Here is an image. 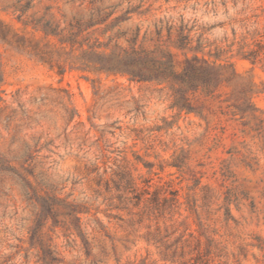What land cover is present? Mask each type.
I'll return each instance as SVG.
<instances>
[{
  "label": "rangeland",
  "instance_id": "374dc122",
  "mask_svg": "<svg viewBox=\"0 0 264 264\" xmlns=\"http://www.w3.org/2000/svg\"><path fill=\"white\" fill-rule=\"evenodd\" d=\"M24 6V15L16 11ZM97 9L113 13L108 34L89 30L103 43L140 33L145 48L183 60L174 44L184 29L188 57L239 76L221 90L227 102L198 108L205 121L173 108L163 87L85 68L73 58L79 51L63 53L30 24L44 18L64 28ZM0 72V157L11 167L0 168V264H43L40 241L58 264H260L264 123L261 135L243 132L227 106L250 81L264 121V0H0ZM40 197L54 201L57 216ZM40 211L47 218L34 235ZM181 236L191 247L180 258L179 245L172 258L177 248H166Z\"/></svg>",
  "mask_w": 264,
  "mask_h": 264
},
{
  "label": "trees",
  "instance_id": "16d2710c",
  "mask_svg": "<svg viewBox=\"0 0 264 264\" xmlns=\"http://www.w3.org/2000/svg\"><path fill=\"white\" fill-rule=\"evenodd\" d=\"M29 8V7H28ZM27 6L16 7V11H20L23 15L27 12ZM113 13L103 14L102 9H97L88 21L84 19H75L70 22L66 27L61 26L55 22L43 19H32L30 24H33L34 28L44 33L46 37L55 38L61 46L60 51L67 52L64 48L70 47L71 51H79V56H73L74 59L81 62L85 68H91V70L104 73L115 77L126 78L131 83H153L156 86L163 87L171 93L173 99V108H177L180 111H186V113H195L207 121V116L204 115V109L200 110V107H206L207 103H218L221 108L222 104L227 101H223L221 90L224 87H230L237 81L239 76L235 72L232 66L216 65L206 60L204 57L200 58L198 55L188 57L187 51L192 52L194 48L191 47L192 39L190 35L184 34V29H181L179 40L174 44L175 47L184 53L185 58L179 60L177 55L171 51L163 50L160 47L150 50L145 48L146 37L143 41L139 42L140 33L134 34L132 37L128 36V32H119L114 36H109L108 42L103 43L99 38L95 37V33L98 30H94L92 33L89 30L100 26H105L103 34H108L112 30L113 24H107L108 19ZM121 40L125 41V44L120 43ZM65 46V47H64ZM1 72H0V109L1 103L4 102L1 90ZM253 83L245 81L241 84V91L237 102L232 105H228V109H234V117L240 116L243 132L246 128H251L259 135L263 133V123L257 113L259 112L252 103V95L255 93L253 89ZM202 96L204 103L202 106H195L191 101V97ZM224 114V113H222ZM245 119H248L245 122ZM252 121L258 122L252 126ZM31 154L21 163V167L24 168L31 160ZM5 159L0 157V168L2 171L11 170V167L6 168ZM12 170H15L12 168ZM10 172V171H9ZM15 173V171H11ZM30 174H33L30 172ZM27 188L31 189L32 184L26 181V177L21 178ZM41 198L39 206L47 209L51 216L54 218L57 216L55 210L54 201ZM28 200L38 208L36 201L33 197H29ZM35 202V204H34ZM79 214L72 209L66 214L67 217H76V221H80L77 217ZM38 227L34 231V235H39L44 220L47 216L43 215V211L37 214ZM228 216H230L228 212ZM70 230V229H69ZM79 236L82 238L84 245L88 247V242L85 240V235L79 227L75 229ZM158 236V235H157ZM157 236H154V240H157ZM192 237V236H191ZM184 236H181L175 244H172L167 250L176 247L173 251L172 258L177 256L178 246L181 249L180 258H184L185 249L191 247L189 240H184ZM157 241V243H159ZM39 246L41 248L42 256L41 261L43 264H58L60 261L56 256V253L47 247L42 241ZM200 244H198L194 251L198 250ZM264 252V247L259 245L258 247ZM167 257V255L165 256ZM196 259H199L196 258ZM190 261H185L182 264H193ZM257 263L264 264V254L261 259L257 260Z\"/></svg>",
  "mask_w": 264,
  "mask_h": 264
}]
</instances>
